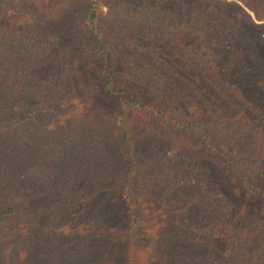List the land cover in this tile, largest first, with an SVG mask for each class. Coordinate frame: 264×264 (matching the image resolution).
Masks as SVG:
<instances>
[{
  "label": "trees",
  "instance_id": "16d2710c",
  "mask_svg": "<svg viewBox=\"0 0 264 264\" xmlns=\"http://www.w3.org/2000/svg\"><path fill=\"white\" fill-rule=\"evenodd\" d=\"M56 1L0 0V180L27 184L50 226L68 223L71 264H264V0H240L253 18L224 0H89L66 47L36 16ZM83 51L102 62L94 91L115 99L112 126L79 106ZM137 110L197 136L221 159L218 183L175 156L139 173ZM143 191L163 207L152 225Z\"/></svg>",
  "mask_w": 264,
  "mask_h": 264
},
{
  "label": "rangeland",
  "instance_id": "374dc122",
  "mask_svg": "<svg viewBox=\"0 0 264 264\" xmlns=\"http://www.w3.org/2000/svg\"><path fill=\"white\" fill-rule=\"evenodd\" d=\"M88 1L57 0L55 4L51 3L53 8L47 11L42 10L36 14L42 20L39 23L42 24L44 33H57L60 39H63L61 41L62 47H66L67 43L69 46L70 41H75L77 37H73L72 31L69 29L70 26L67 24L68 20H72L71 17H74L76 11L82 14ZM224 1L228 4L237 2L248 11L240 0ZM107 8V6L102 8V15L105 21L109 20L106 17ZM248 13L253 18V14L250 11ZM109 27L112 28L113 26L109 24ZM73 62L78 64L77 70L79 73L77 77L81 84V90H84L83 102H79V106L83 110L82 113L88 111L94 121L101 126H112L113 112L116 109L115 99L106 92L95 93L106 80L105 76L99 72L102 64L101 60L96 59L93 54L84 53L83 51L75 57ZM128 79L121 73L120 84L115 83L113 87L124 89L128 85ZM131 86L130 83V92L133 94L136 90L135 88L132 89ZM92 92L93 100L90 103L92 98L90 94ZM85 102L87 106L84 108ZM179 112H183V110ZM185 113L187 116L192 117L197 114V110L194 107H190ZM132 122L134 124L133 129L138 132L139 137L137 140L143 152L138 163L139 173L146 171L148 162L154 156L161 155L168 160L170 157L173 158L175 156L179 161L187 160L189 163H196L203 168L210 167L212 170H210V180L212 183H218L217 170L214 167L222 164L221 159L218 160L209 156L202 141L192 132L163 129L157 117L145 110L134 111L132 113ZM146 130L151 132L154 138L149 137V132L147 136L144 133ZM146 136L149 137V140H147ZM213 170L215 171L213 172ZM1 176L0 264H71L76 256L69 249L72 244L70 245L67 241L62 243L64 240H60V237L63 234L59 233L62 230L67 231L68 223L65 222L62 226H50L52 222L47 220V213L43 214V216L39 214L41 209L43 210L42 199L35 192L33 193L31 189H27V184L24 188L21 184L8 182L7 177L3 173ZM138 177L139 180L145 178L142 174ZM228 181L235 182L232 178H229ZM263 181L262 184L264 185ZM243 186L242 183L237 184L235 182L237 192L241 191V197H245ZM151 190L149 189V191ZM144 192L140 193V195ZM147 195V192H145L146 197L141 201V210L148 225H152L153 221L158 220L157 215L162 211L163 207L160 202L152 200ZM81 225V233H84L85 228L83 229V227L86 225L83 222ZM55 232H58L57 235Z\"/></svg>",
  "mask_w": 264,
  "mask_h": 264
}]
</instances>
